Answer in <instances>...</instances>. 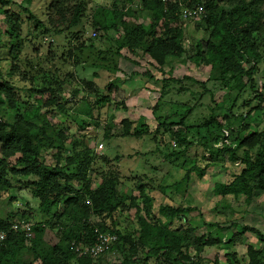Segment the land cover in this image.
Wrapping results in <instances>:
<instances>
[{
    "label": "trees",
    "instance_id": "1",
    "mask_svg": "<svg viewBox=\"0 0 264 264\" xmlns=\"http://www.w3.org/2000/svg\"><path fill=\"white\" fill-rule=\"evenodd\" d=\"M32 1L0 0V196L6 193L8 204L15 198L11 190L17 183L25 182L31 196L38 200L40 219L32 223L37 235L26 238L22 232L10 230L18 213L8 211L4 218L0 217V231L6 232L5 240L0 242V264H106L113 258L114 249L119 251L122 246L125 249L120 251L119 264H149V259L158 257L166 264H264V249L248 244L245 260L233 249L236 237L246 231L254 233L264 244L263 232L235 222L229 225L205 222L203 232L197 233L195 227L185 223L187 214L195 210L193 207L155 206V198L145 183L138 181L136 192L130 187L120 190L122 181L117 170L94 169V152L78 147L68 125L60 119L67 104L62 96V85L70 78L60 77L57 69L49 70L48 77L43 73L44 85L35 87L34 75L26 69L31 63L27 58L21 59L31 30L51 37L71 36L76 43L69 50L70 58L76 51L93 47L92 39L98 32L111 30L117 33L113 40L116 55L120 56V51L125 50L133 57L147 56L160 73L170 74L178 60L222 68L216 82L226 92L250 89L257 103L249 112L238 115L232 112L231 102L220 121L211 115L202 124L209 129L214 123L220 131L213 142L222 143V147L209 153L221 152L229 163L242 168L229 183L215 184L213 194L244 196L249 200L264 192V123L262 129L252 130L242 121L252 111L261 112L263 108L264 72L260 83L256 78L260 64H264V0H172L166 3L123 0L120 7L117 4L110 8L97 5L91 14L87 11L93 0H47L45 23L30 10ZM196 4L202 5L204 14L193 21V29L183 26L182 21L186 20L181 17L182 10ZM8 5L18 7L19 13L9 10ZM118 8L123 10V15L117 20ZM141 14L147 23L126 19H137ZM86 24L96 35L82 39L83 33L87 34ZM193 31L204 34L205 38L202 35L193 37ZM131 62L134 63L133 59ZM2 64L7 66L5 72ZM73 64L76 65V60ZM5 75L18 76L21 85L8 81ZM96 77L93 73L92 78ZM170 79L172 77L162 80L160 95L165 93ZM108 85L110 91L112 84ZM78 92L85 98L94 95L95 107L111 101L108 93H99L93 80H82L80 88L73 89L74 95ZM46 94L48 98L41 100ZM2 105L9 110V120L1 114ZM51 106H55V111H42ZM115 108L124 109V106L116 105ZM187 113L178 123H159L155 130L169 131L171 128L175 138L173 148L190 146L182 129L172 130L175 124L183 125ZM234 118L242 121L236 128L232 123ZM149 132L143 119L133 121L125 117L116 125L111 121L109 136L141 139ZM49 151L52 152L51 164L44 160ZM181 152L170 151L166 156L176 157ZM195 168L188 169L183 179L170 187L178 191L188 178L187 174ZM205 170L198 168L199 177ZM93 179L97 180L95 186ZM123 212H132L136 220L137 229L131 235L105 225L104 218L113 221L115 213ZM20 218L29 221L24 213ZM46 229L54 231V243L39 236ZM96 230L116 235L117 241L97 258L78 256L73 246L92 244ZM222 245L227 246L225 262L201 258L204 249Z\"/></svg>",
    "mask_w": 264,
    "mask_h": 264
},
{
    "label": "rangeland",
    "instance_id": "2",
    "mask_svg": "<svg viewBox=\"0 0 264 264\" xmlns=\"http://www.w3.org/2000/svg\"><path fill=\"white\" fill-rule=\"evenodd\" d=\"M122 1L93 0L88 4L87 13L91 14L97 5L110 8L117 4L120 7ZM46 6L47 0H33L30 6L32 13L44 23L47 18ZM7 8L16 13L20 11L13 5H8ZM115 14L118 20L123 15V10L118 8ZM126 19L135 23H147L143 14L137 19L134 17ZM182 24L191 29L194 26L193 21H182ZM86 26L87 34L83 33L82 39H88L95 31L89 29L88 24ZM23 33L25 34L26 31ZM199 35L205 38L204 34L192 32L193 37ZM116 37L117 33L111 30L106 33L98 32V35L92 39L93 47L87 46L82 51H76L75 56L70 58L69 50L76 43L72 41L71 36L51 37L31 30L28 32L21 59L27 58L30 61L31 65L26 69L34 75L35 87L44 85L43 73L45 77H48L50 71L55 69L60 77L70 78L68 83L64 82L62 85L64 90L62 96L67 104L65 113L60 119L68 125L69 132L74 137L73 140L77 141L78 147H85L94 152V169L118 171L122 181L120 190L125 191L130 187L133 192H136L135 185L139 181L146 184L155 198V206L167 204L193 207L195 210L187 214L185 223L195 227L197 233L200 234L204 230L202 225L205 222L223 225L235 222L264 233V192L249 200L244 196L221 197L213 194L215 184L229 183L242 168L229 163L221 152L214 155L209 153V151L222 147V143L213 142V137L219 135L220 131L214 123L209 129L202 127L211 115L220 121L221 115L231 102H233V113L240 115L249 112L257 103L254 93L250 89L242 92L237 90L226 92L216 82L223 70L219 67L197 66L191 61L184 60L182 63L178 60L170 74H163L147 56L133 57L125 50L120 51V56H118L114 52L116 45L113 40ZM127 56H130V61L123 58ZM132 59L134 63L131 62ZM74 60H76V65L73 64ZM2 65L3 72H5L7 66ZM259 69L257 83H260L259 79L263 76L264 64H260ZM37 71L40 72L37 73ZM93 73H96V78H92ZM169 77L172 79L167 80L165 93L160 95L162 80ZM5 78L16 85H21L18 76L5 75ZM82 80H93L99 93H108L110 103L95 107L93 105L94 95L86 98L83 97L82 92L74 95L73 89H79ZM109 83L112 84L110 91H108ZM47 98L48 94L41 96V100ZM32 100L33 98L30 101ZM116 105H122L124 109H116ZM42 111H55V106L43 108ZM186 113L183 125L172 124V130L182 129L186 133L190 146L186 149L173 148L175 138L171 133V128L169 131L163 129V131L155 132V130L159 123L165 125L178 123ZM1 114L3 118L10 119L9 110L5 105L1 106ZM263 115L264 102L261 112L252 111L250 116L242 121L252 130L262 129ZM125 117L133 121L143 119L150 132L141 139L110 137L111 121L113 125H116ZM242 121L234 118L232 120L234 128ZM99 143L103 144V148L95 153ZM170 151L182 152L176 157H167ZM51 154L52 152L49 151L44 155V160L50 164L52 163ZM191 167L196 168L187 174L188 178L178 188V191L173 190L170 186L183 179ZM198 168L206 169L202 177H199ZM94 173L95 171L92 176ZM95 185H97V180L93 179V186ZM10 194L15 198L8 204V195L4 193L0 196L1 218H4L8 211H12L18 213L14 219L20 218L21 213H24L31 223L40 219L38 200L31 196L25 182L24 184L17 183ZM93 221H98V219L93 218ZM111 221L109 218H104L105 225L109 229H116L125 235H131L137 229L132 212L115 213ZM53 232L46 229L39 233V236L54 243L56 238ZM34 234V236L37 235V233ZM248 244L257 249H264V244L257 240L256 235L246 231L236 237L233 244V249L242 260L247 259ZM226 247V245L219 248L208 247L203 250L201 258L205 261L217 258L225 262ZM124 249L123 246L119 251L114 249L113 258L109 259L106 264H119V254ZM190 255H193L192 251ZM148 263L166 264L159 257L149 259Z\"/></svg>",
    "mask_w": 264,
    "mask_h": 264
},
{
    "label": "built area",
    "instance_id": "3",
    "mask_svg": "<svg viewBox=\"0 0 264 264\" xmlns=\"http://www.w3.org/2000/svg\"><path fill=\"white\" fill-rule=\"evenodd\" d=\"M138 1V0H136ZM163 3L170 2L172 0H161ZM135 7V6H134ZM204 14L202 5L196 4L193 7L185 8L181 12V17L186 21H197ZM96 33L93 32L91 36H95ZM173 146H175L173 144ZM103 144L99 143L96 146V152L101 151ZM10 230L14 232H22L26 238L34 237L33 224L24 218L14 219L10 224ZM6 232L0 231V242L5 240ZM117 241V237L111 233L100 232L96 230L95 241L88 245H74L73 250L78 256H89L91 258H97L98 256L108 252L111 247Z\"/></svg>",
    "mask_w": 264,
    "mask_h": 264
},
{
    "label": "crops",
    "instance_id": "4",
    "mask_svg": "<svg viewBox=\"0 0 264 264\" xmlns=\"http://www.w3.org/2000/svg\"><path fill=\"white\" fill-rule=\"evenodd\" d=\"M124 59H127V60H129L130 61V56H127V57H123Z\"/></svg>",
    "mask_w": 264,
    "mask_h": 264
}]
</instances>
